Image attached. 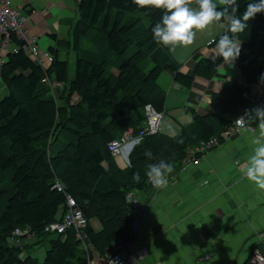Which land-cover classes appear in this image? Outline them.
<instances>
[{"label":"trees","instance_id":"1","mask_svg":"<svg viewBox=\"0 0 264 264\" xmlns=\"http://www.w3.org/2000/svg\"><path fill=\"white\" fill-rule=\"evenodd\" d=\"M248 2L238 0V15ZM75 12L70 77L66 60L58 59L54 50L48 49L52 60L44 69L14 37L11 43L16 50L7 51L0 63L4 88L0 96V264H87L90 250L104 257L112 254L113 247L130 239L131 217L124 195L149 188L147 166L164 160L177 170L187 149L209 138L221 141L238 109L242 115L251 109L242 98L243 90L263 79L264 13H258L238 37L241 53L234 65L240 78L227 80L221 90L210 93L211 111L192 114L191 123L173 136L157 132L142 137L127 155L132 166L119 168L107 143L125 130L137 132L145 105L162 112L165 90L157 77L163 66L173 81L189 88L194 76L212 77L222 58L199 56L190 73L182 74L171 47L152 38L151 27L162 12L138 7L132 0H76ZM137 12L142 16L133 14ZM223 32L222 28L207 47H215ZM43 76L60 85L50 90L42 83ZM133 173L141 176L139 184L132 181ZM66 194L86 219L87 252L72 229L42 231L59 218ZM93 219L98 229L91 227ZM16 228H26L37 242L46 241L42 262L23 252L28 245H21L20 239L27 235H12ZM248 262L249 256L243 264Z\"/></svg>","mask_w":264,"mask_h":264},{"label":"crops","instance_id":"2","mask_svg":"<svg viewBox=\"0 0 264 264\" xmlns=\"http://www.w3.org/2000/svg\"><path fill=\"white\" fill-rule=\"evenodd\" d=\"M11 2L25 14V28L30 36L36 38L39 50L48 52L51 48L58 59L66 62L70 50V57L74 60L70 29L76 18V0ZM208 43L209 40L195 48L184 64L174 57L170 49L171 56L180 66L179 72L190 73L193 61L199 56L213 58L215 47L208 48ZM14 47L11 43L4 51L0 50V63L7 51ZM160 73L158 83L165 90V99L159 132L168 136L188 126L192 114L209 113L210 93L221 90L227 80L240 78L235 65L229 67L223 63L208 79L194 76L189 88L173 81L165 65ZM251 138L252 133L239 127L226 133L197 161L181 163L177 170L168 174L167 187L133 191L139 203L141 224L134 242L121 245L117 253L124 257L134 246L144 244L147 253L143 259L128 264L246 262L256 234L264 231V189L244 178L240 172L252 154L254 145ZM189 150L185 158L189 156ZM114 161L119 168L127 166L120 156H114ZM90 225L98 229L96 220H90ZM33 237L20 239L21 245L30 244ZM108 255L100 256L90 250L89 263L103 264ZM203 255H208V259L201 260Z\"/></svg>","mask_w":264,"mask_h":264},{"label":"clouds","instance_id":"3","mask_svg":"<svg viewBox=\"0 0 264 264\" xmlns=\"http://www.w3.org/2000/svg\"><path fill=\"white\" fill-rule=\"evenodd\" d=\"M141 8H152L162 12L161 18L151 27L152 38L166 47L191 45L196 31H203L214 22L224 29L219 39L215 41V57L222 58V63L233 67L241 53L239 34L249 27L248 21L256 14L264 13V0H249L241 15L238 0H132ZM264 78V73L261 74ZM236 123L252 133L251 144L254 145L252 154L240 168L243 177L264 189V106L245 109L244 114L237 117ZM255 125V127H252ZM138 138L129 144V149L139 144ZM178 142L182 143L183 138ZM146 155L152 158V153ZM131 167V160L127 163ZM146 176L159 188L167 187L168 174L173 172V165L160 160L149 164ZM132 181L141 182L139 173H133Z\"/></svg>","mask_w":264,"mask_h":264},{"label":"built area","instance_id":"4","mask_svg":"<svg viewBox=\"0 0 264 264\" xmlns=\"http://www.w3.org/2000/svg\"><path fill=\"white\" fill-rule=\"evenodd\" d=\"M25 19V14L22 13L17 6L13 5L11 0H0V50L4 51L6 46L11 44V38L14 37L16 40L22 42L24 52L45 69L51 62L52 55L47 51H41L37 48L36 38L27 33L24 24ZM11 50L15 51L16 47ZM41 81L52 91L60 85L57 81L49 78L48 76H43ZM242 98L246 105L251 108L264 106V78L249 85L247 89L243 90ZM143 113L144 120L139 125L137 132L133 133L130 129L125 130L118 138L107 143V150L109 154L111 156H120L126 165L128 163L127 155L130 151L129 144L138 138L142 139V137L146 135L155 134L159 132L161 128V120L163 117L162 112L154 110L147 104L143 107ZM241 115V110L238 109L232 125L227 128L224 133H222V137H224L226 133L239 128L236 123V119ZM216 144L217 141L215 138H209L206 141H202L192 146L189 150V156L182 161V164L185 162L197 161L200 156H202L210 148H213ZM146 181L149 187L157 188L148 180V178ZM54 186L58 191H61V186L58 182L55 181ZM64 198L65 208L59 218L45 224L42 231L46 233H63L67 229H72L75 232V237L81 240L82 248L85 252H87L89 244L83 242V228L86 225V219L69 195H64ZM124 198L127 207V214L131 217L129 225L130 239L127 243L132 244L141 224V212L139 211V203L133 195V191L126 192ZM27 234L28 230H26V228H16L12 231V235L14 236ZM13 241H15V244L18 242V240ZM120 248H122V246L113 247L112 254L104 258L103 264L137 263L141 261L147 253V247L144 244H140L134 246L124 257H121L117 253ZM208 257V255H203L200 259L205 260L208 259ZM87 264H90L89 260H87ZM248 264H264V231L256 234V240L254 241L249 253Z\"/></svg>","mask_w":264,"mask_h":264},{"label":"rangeland","instance_id":"5","mask_svg":"<svg viewBox=\"0 0 264 264\" xmlns=\"http://www.w3.org/2000/svg\"><path fill=\"white\" fill-rule=\"evenodd\" d=\"M134 15H139L142 16L141 13L137 12V13H133ZM144 22H146L145 20H143ZM222 31V27L219 23H213L212 25H210L208 28H206L203 31H196V36L194 39V42L191 45H177L174 48H170L172 54L174 55V57L180 61L182 64H184V62H186L187 58L189 57L190 53L197 48L198 46H202L204 45L208 40H210V38H212L214 35H216L217 33H220ZM68 55L64 58L67 59V73L68 76L70 77L72 74V69H73V58L70 57V53L71 51L68 50ZM66 54V53H65ZM162 73L159 74V76L157 77V81H160V76ZM1 84V83H0ZM3 86L1 85L0 87V96L2 94V90H3ZM162 123V120H161ZM122 162V161H121ZM124 163V161H123ZM30 236V235H29ZM27 236L23 237L26 238ZM22 239V238H21ZM46 239V238H45ZM30 244H32L31 246H29ZM28 244L27 247H25V251L29 253V255L31 257H33L34 259H36L38 262H42L43 258H44V252H45V248H46V241L43 239L40 242H37L36 238L33 237L31 243Z\"/></svg>","mask_w":264,"mask_h":264}]
</instances>
